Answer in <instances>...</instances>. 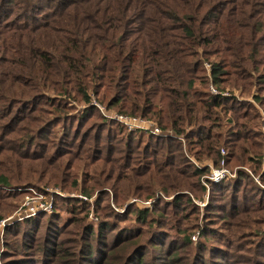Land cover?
<instances>
[{"label":"rangeland","instance_id":"374dc122","mask_svg":"<svg viewBox=\"0 0 264 264\" xmlns=\"http://www.w3.org/2000/svg\"><path fill=\"white\" fill-rule=\"evenodd\" d=\"M7 20L12 28L29 22L21 15ZM204 69L211 79L208 62ZM258 72L251 93L224 91L251 118L240 122L251 153L235 147L243 160L228 161L223 149L217 165L213 157L197 160L196 149L179 138L189 172H205L193 177L182 168L187 174L178 182L157 180L155 189L134 175L138 167L128 170L131 159L142 153L141 142L150 149L151 138L176 135L148 119L128 120L141 117L115 108V94L89 91L83 104L82 96L40 91L39 112L27 100L25 113L15 107L9 118L0 115V264H139L141 257L145 264H264V70ZM224 125L226 140L231 124ZM232 182H239L233 203L232 193L216 196L214 186Z\"/></svg>","mask_w":264,"mask_h":264},{"label":"trees","instance_id":"16d2710c","mask_svg":"<svg viewBox=\"0 0 264 264\" xmlns=\"http://www.w3.org/2000/svg\"><path fill=\"white\" fill-rule=\"evenodd\" d=\"M19 15L29 18L24 27H6L7 16ZM259 69L264 70V0H0V115L9 118L15 107L25 113L27 100L39 112L34 97L40 91L75 101L82 96L83 104L91 101L89 91L115 94L114 107L125 115L176 135L151 138L150 149L141 142L142 153L131 159L128 170L138 167L134 175L147 177L152 189L159 187L157 180L175 183L187 172H205H189L179 138L196 149L197 160L213 157L217 165L223 149L228 161L243 160L235 147L251 153L242 146L251 135L240 125L251 118L224 91L251 93ZM259 103L264 106V96ZM223 120L231 124L226 140L219 132ZM238 188L239 182L221 184L214 193H232L233 203ZM259 199L264 202V191ZM96 254L86 252L84 263ZM138 263L145 264V257Z\"/></svg>","mask_w":264,"mask_h":264},{"label":"built area","instance_id":"2783aa9c","mask_svg":"<svg viewBox=\"0 0 264 264\" xmlns=\"http://www.w3.org/2000/svg\"><path fill=\"white\" fill-rule=\"evenodd\" d=\"M125 117V116H124ZM128 120H130V121H141V120H143V119H133V118H129V117H126ZM155 134H157V135H161V130L159 129V128H156V132H155ZM221 177H223V176H221ZM220 177V178H221Z\"/></svg>","mask_w":264,"mask_h":264}]
</instances>
